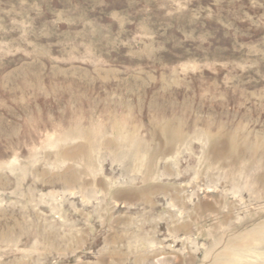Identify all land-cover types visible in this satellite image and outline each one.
Returning a JSON list of instances; mask_svg holds the SVG:
<instances>
[{
  "label": "rangeland",
  "instance_id": "obj_1",
  "mask_svg": "<svg viewBox=\"0 0 264 264\" xmlns=\"http://www.w3.org/2000/svg\"><path fill=\"white\" fill-rule=\"evenodd\" d=\"M0 264H264V0H0Z\"/></svg>",
  "mask_w": 264,
  "mask_h": 264
}]
</instances>
